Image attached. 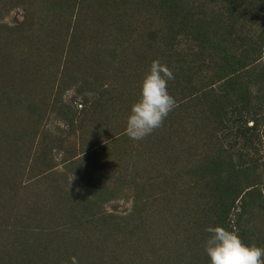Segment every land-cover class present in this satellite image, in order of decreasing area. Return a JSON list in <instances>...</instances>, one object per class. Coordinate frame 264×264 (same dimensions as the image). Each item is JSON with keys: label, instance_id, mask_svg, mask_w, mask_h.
Masks as SVG:
<instances>
[{"label": "rangeland", "instance_id": "374dc122", "mask_svg": "<svg viewBox=\"0 0 264 264\" xmlns=\"http://www.w3.org/2000/svg\"><path fill=\"white\" fill-rule=\"evenodd\" d=\"M181 1L227 16L225 0ZM164 8V0H0V264H194L181 242L210 226L212 202L194 175L204 155L215 147L241 168L264 160V28L241 21L232 38L251 66L231 68L216 43L209 72L189 84L171 48L196 52L195 43L163 27ZM154 60L174 76L176 107L136 141L126 120ZM203 86L214 97L209 122L185 102ZM176 208L172 223L167 209ZM241 211L236 198L228 219ZM248 227L247 239L264 248V210Z\"/></svg>", "mask_w": 264, "mask_h": 264}, {"label": "trees", "instance_id": "16d2710c", "mask_svg": "<svg viewBox=\"0 0 264 264\" xmlns=\"http://www.w3.org/2000/svg\"><path fill=\"white\" fill-rule=\"evenodd\" d=\"M225 3L227 16L223 17L214 16L211 12L204 11L203 4L181 0H164L165 8L163 12L166 13V16L161 21L164 24L163 27L171 32L176 31L175 33L184 37L182 39L185 43L189 39L195 43L196 52L190 49L187 50L188 52H176L173 47L171 48L175 62L179 66H183V68L178 67L179 72L177 75L180 78L188 79L187 83L189 84L194 81L193 77L197 78L205 70L209 72L208 53L214 49L216 43L223 48L227 59L233 62L230 64L231 68L251 66L254 62L252 55L237 56L232 52L233 48H236L234 41L238 40V37L236 39L232 38L239 32L238 27L241 21L251 19V21L259 23L264 28V0H225ZM170 18H172V21H170ZM219 31H222L223 34L220 43L216 40V33ZM185 102L190 103L191 107L194 108L193 110L201 115V121L209 122L211 116H214V97L212 89L207 86H203L189 95ZM205 137L209 139L207 144H211L209 132L205 133ZM258 166L264 168V160L260 165L252 163L250 167L241 168V166L234 164L224 151L210 147L196 170L200 174L197 176L194 172V175L199 177L195 184L200 186V189L205 192L204 195L212 202V216L209 219V225L222 226L229 231L235 228V233L238 234L241 241L249 246L258 242V237L251 240L247 239L248 236L252 237L248 227L250 219L255 212L264 210V192L259 188V184L262 185L263 183H261L259 173L256 174ZM243 184L251 185L238 198L240 187ZM170 195L173 196L175 193L172 192ZM236 198L241 203L242 211L236 219L229 220L232 202L234 203ZM174 203L175 206L179 204L177 199ZM167 211L173 213L171 222L175 223L176 217L180 214V209L176 208L174 212L170 209H167ZM167 219L165 217V221ZM232 222L234 225H232ZM208 237V233L205 236L202 235L201 239H198L194 234L182 235L184 239L181 243H183L186 252H193L189 258L193 260L194 264H210V260L204 251V244ZM180 256L178 255L175 261H180Z\"/></svg>", "mask_w": 264, "mask_h": 264}, {"label": "clouds", "instance_id": "9594fccd", "mask_svg": "<svg viewBox=\"0 0 264 264\" xmlns=\"http://www.w3.org/2000/svg\"><path fill=\"white\" fill-rule=\"evenodd\" d=\"M174 76L159 60L152 61L142 80L138 100L131 105L125 134L132 140H142L163 125L176 101L168 92V81ZM209 234L204 244L210 264H264V248L245 245L238 234L222 226L205 228ZM77 264L75 257L70 258Z\"/></svg>", "mask_w": 264, "mask_h": 264}]
</instances>
